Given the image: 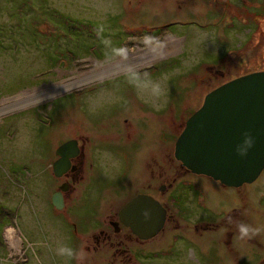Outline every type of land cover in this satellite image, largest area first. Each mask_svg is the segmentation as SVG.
<instances>
[{"label":"rangeland","instance_id":"374dc122","mask_svg":"<svg viewBox=\"0 0 264 264\" xmlns=\"http://www.w3.org/2000/svg\"><path fill=\"white\" fill-rule=\"evenodd\" d=\"M23 2L37 11L21 10ZM64 20L78 29L68 39H52L60 36L57 29ZM166 39L178 40L179 45L164 58L0 115V264H79V258H83L80 264H107L111 257L115 264H264V170L254 183L237 189L198 178L195 182L202 187L210 210L204 217L211 224L208 231L202 233L204 225L193 231L195 222L190 220L179 222L185 230L167 224L151 245L144 244L146 240L130 244L138 245L137 262L126 253H109L107 241L96 245L85 240L82 251L77 245L79 235L65 236L64 225L50 219L51 177L34 175L47 169L46 160L43 168L34 164L39 154L46 159L58 147L57 154L60 141L73 138L78 129L84 132L85 125L106 114L102 122H121L119 116L128 115L136 131L135 117L143 113L131 101L135 94L152 112L163 106L169 140L162 152L167 172L173 170L169 155L174 154V142L204 97L230 80L264 72V0H0V102L69 83L95 64H112L139 49L165 45ZM144 120L152 124L150 118ZM152 126L151 130L144 126L142 147L131 139L134 147L125 149L129 157L124 165L101 152L103 164L94 165L96 176L123 175L109 184L90 183L102 195V215L105 207L118 208L152 178L151 166H156L150 160L156 158L152 150L158 134ZM112 132L105 135L108 143L117 141ZM117 165L120 172L114 170ZM134 177H140L138 186L131 184ZM241 225L249 227L247 235L241 233ZM75 226L78 233L84 229ZM7 228L18 233L20 244L7 243ZM95 245L100 255L93 253Z\"/></svg>","mask_w":264,"mask_h":264},{"label":"flooded vegetation","instance_id":"af4514ba","mask_svg":"<svg viewBox=\"0 0 264 264\" xmlns=\"http://www.w3.org/2000/svg\"><path fill=\"white\" fill-rule=\"evenodd\" d=\"M131 101H134L135 105L139 104L138 106L136 105V107L140 109V113H143V117H139L138 119L135 117V121L138 123V127L134 125L136 131H134L132 126L134 121H129L128 115L119 116V118H122L121 122H119V120L102 122V118L104 119L108 116L107 114H102L104 116L100 117V121L95 120L96 123H91L89 126L85 125L86 128H83L84 132H81V130L78 129L79 133L76 135L74 134L73 138L69 136L63 139L65 141H60L61 145L67 143L71 145L69 151L65 152V157L67 156L66 160H68L66 165L67 167L65 169L61 168L62 165L55 169V164L60 160V157L56 154L57 147L56 149H51V153L46 159L43 157L42 153L39 154L40 159L34 163L39 168L40 166L43 168L47 164V169H49H40L39 171L33 172L36 177H41L45 173L50 175L51 185L49 184V187H52V190L47 203V208L50 213H52V217H50V219L52 218V222H56L57 220L64 225L65 230L63 229V231L66 233L65 236L69 237L71 235L75 236L78 234L79 236L76 237L78 239L77 245L82 251V246H84L83 242L85 240L93 241L96 245L99 244L100 241H107L106 245H108L107 251L109 253H126L127 257L130 256L135 260V262H137L136 258H138V252L136 248H138V245L132 247L130 244L132 242H139L140 244L145 242L144 244L151 245L154 238L142 242V240L138 239V237L135 236L132 231L124 226L120 221V210L135 196L145 195L152 197L161 205L166 212L164 227L167 224H172L176 225V227H182L185 230V226H183V224H179V222L190 220L195 222L192 223L193 231L199 230L197 229V226L204 225L202 228L203 231L200 229L203 233L204 231H208L207 229H209L208 227L211 224L207 221L204 222V220H207L204 217L209 216L210 210L204 201L205 195L201 189L202 187L195 182L198 178L205 176L192 174L183 168L180 162L175 160L174 155L172 154L169 155V161L173 166V170L170 172H167L166 170V154L162 151L165 150L164 145L166 140H169V137L166 138L165 134L166 122H164L165 111L163 106H160L159 110L152 112L151 108H149L143 100H140L136 94L134 95V98H131ZM163 105H165V102H163ZM137 112L138 111L135 110V113ZM149 112L152 115H150ZM194 112L195 110L190 113L186 119H188ZM144 116L148 117V119L150 118L151 123L158 128V134H156L155 137L156 140H153L156 145L152 150L155 152L156 158L155 160H150L154 161L156 166V168L151 166L153 170L151 172L152 178H149L145 180V182L141 183L139 185L141 186L140 190H138V187L137 190H134L135 192L132 191L131 194H133V196L126 202L124 201V203L118 208L114 205L107 206L108 208L110 207L109 209L105 207L104 211L107 209V212L102 215V210L105 205L100 200L102 195L97 194L96 191L92 190L90 188V183L103 182V184H109L112 181L116 182L120 180L123 175L116 174V177L112 179L106 178V175L96 176L97 172H94V165L97 163L100 165L103 164L101 152L104 151L114 157L120 165H124L125 159L129 157V150L125 151V149L128 145L134 147V142L133 140L131 141V139L136 138L137 141L135 146L140 144L138 147H142L145 132L144 126L150 130L154 129L149 121L144 120ZM110 131H113L112 133H116L117 135V141H115V143H108L109 139L105 136L107 135L106 133ZM52 132L53 134L63 133L62 130L55 132L52 130ZM80 135L81 137L77 139L76 136ZM172 138L173 136H170V139ZM86 145L88 146L86 147ZM89 161H91L90 164H88ZM43 162L46 163L44 166H42ZM147 167L150 169L148 165ZM114 170L116 172H120L122 168L117 165L114 167ZM140 182V177L137 179L134 177L131 180V184L137 183V186ZM75 190H78L81 195L76 196ZM55 194H59L61 197L62 207L60 209H57L53 205L52 197ZM35 197L37 198V195H35ZM81 198H84L82 205L76 207L77 204H80ZM171 210L174 212L172 211V213H170ZM57 211L59 213L58 215L53 214V212L57 213ZM78 224L84 226V229L82 227L80 230L81 233H78L75 226ZM162 230L157 236L162 233ZM169 232L167 234H169ZM134 244L135 243H133V245ZM96 245L94 247L96 251L93 253L95 255H100L101 251L99 249L97 251L98 246ZM156 253H160L159 248ZM98 259L101 258L99 257ZM128 261H130V258ZM82 262L83 258H79V264ZM107 264H115L112 257L111 260H108Z\"/></svg>","mask_w":264,"mask_h":264},{"label":"water","instance_id":"95a60500","mask_svg":"<svg viewBox=\"0 0 264 264\" xmlns=\"http://www.w3.org/2000/svg\"><path fill=\"white\" fill-rule=\"evenodd\" d=\"M70 146L58 149L55 169L67 167ZM174 158L192 174L225 187L255 182L264 170V72L238 77L209 92L185 122ZM52 202L62 207L59 194ZM119 218L138 239L148 240L163 228L166 212L153 198L138 195L122 207Z\"/></svg>","mask_w":264,"mask_h":264},{"label":"bare ground","instance_id":"6f19581e","mask_svg":"<svg viewBox=\"0 0 264 264\" xmlns=\"http://www.w3.org/2000/svg\"><path fill=\"white\" fill-rule=\"evenodd\" d=\"M167 43L161 46H148L146 49H139L135 54L125 55L119 58L116 62L108 65H97L89 71L79 74L77 78L69 83H60L50 86L42 87L40 91H29L22 95L15 96L9 99H4L0 102V115L7 112L18 110L21 108L35 105L42 100L52 98L57 94L66 90L73 89L82 84L93 82L107 76L129 70L136 66L150 64L161 58L166 57L172 52L176 51L179 45L178 40L166 39ZM223 85V84H222ZM221 86V85H220ZM152 198V197H151ZM155 200V199H154ZM5 238L8 244H20L19 235L13 229L7 228ZM18 236V237H17Z\"/></svg>","mask_w":264,"mask_h":264},{"label":"trees","instance_id":"16d2710c","mask_svg":"<svg viewBox=\"0 0 264 264\" xmlns=\"http://www.w3.org/2000/svg\"><path fill=\"white\" fill-rule=\"evenodd\" d=\"M20 5H22V7H21V10H25L26 12H30L29 14H33L34 12H36L37 10H35V11H31V10H34L32 7H30L29 5V3H27V2H23L22 4H20ZM19 5V6H20ZM25 6H27V7H25ZM31 9V10H30ZM19 10V9H18ZM21 12V11H20ZM28 14V15H29ZM65 21V23H64V25L63 26H60V27H58V29H57V32L60 34V36H57V37H53L52 39H55V40H59L60 39V37H66L67 39H68V37L70 36V33H73L74 32V30H77L78 28H76L73 24L74 23H72V22H70V21H68V20H64ZM76 25V24H75ZM77 26V25H76ZM54 31H56V30H54ZM73 31V32H72Z\"/></svg>","mask_w":264,"mask_h":264},{"label":"clouds","instance_id":"9594fccd","mask_svg":"<svg viewBox=\"0 0 264 264\" xmlns=\"http://www.w3.org/2000/svg\"><path fill=\"white\" fill-rule=\"evenodd\" d=\"M240 231L243 235H247L250 231L249 227L246 225H241L240 226Z\"/></svg>","mask_w":264,"mask_h":264}]
</instances>
